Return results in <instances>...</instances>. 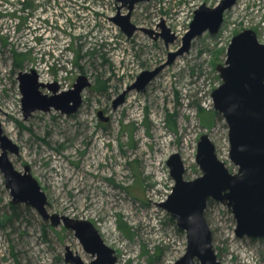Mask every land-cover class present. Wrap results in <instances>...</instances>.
Here are the masks:
<instances>
[{"label":"rangeland","instance_id":"374dc122","mask_svg":"<svg viewBox=\"0 0 264 264\" xmlns=\"http://www.w3.org/2000/svg\"><path fill=\"white\" fill-rule=\"evenodd\" d=\"M219 1L140 2L131 21L155 33L137 30L127 37L109 19L115 0H0V122L19 147L10 160L20 171L29 166L49 213L92 222L115 250V264H175L184 255L185 231L158 205L174 184L167 164L173 153L181 156L185 179L201 175L196 144L206 133L217 157L237 171L229 159L228 126L211 92L221 83L216 66L225 61L233 35L252 29L264 43V0H236L216 33L196 36L144 91L128 90L141 72L164 65L180 47L194 7ZM161 22L176 35L168 44L156 35ZM15 50L30 57L20 68L13 66ZM31 68L64 90L86 76L90 85L78 109L25 118L17 75ZM10 200L0 171V264H68L67 245L84 261L92 259L73 231L52 226L33 208L5 222ZM204 216L219 261L264 264V238L237 237L230 208L212 200Z\"/></svg>","mask_w":264,"mask_h":264},{"label":"water","instance_id":"95a60500","mask_svg":"<svg viewBox=\"0 0 264 264\" xmlns=\"http://www.w3.org/2000/svg\"><path fill=\"white\" fill-rule=\"evenodd\" d=\"M148 0H115L117 11L109 19L127 37L135 31H152L131 21L135 5ZM236 0H220L214 6L201 4L194 10L189 29L182 37L180 47L169 53L168 61L154 70H145L137 76L128 90L144 91L146 85L166 64L190 48L191 41L205 31L216 33L223 21L224 12ZM125 8V12L120 10ZM165 44L175 34L162 22ZM221 83L211 92L213 107L224 117L228 126L229 159L237 167L231 172L217 157L215 146L203 133L196 144L195 162L201 175L184 178V164L178 153L167 160L174 181L166 200L158 205L170 213L176 226L185 231L186 250L175 264H224L218 260L212 244V233L204 216L208 199L219 201L231 209L235 218L237 237H264V43L252 29H243L232 36L226 50V59L216 66ZM18 87L22 95V109L27 118L34 111L51 109L61 113H74L82 103V91L90 85L80 75L72 87L59 90L56 82H41L35 69L19 71ZM46 88L50 93L41 91ZM123 92L113 101V107L124 101ZM101 120L108 117L98 111ZM19 147L3 132L0 122V171L9 190L11 204L22 203L33 208L54 227L63 225L73 231L84 251L91 255L89 262L67 245L64 260L68 264H115V250L101 238L99 231L86 219L49 213L47 198L27 164L17 170L10 154H18Z\"/></svg>","mask_w":264,"mask_h":264},{"label":"trees","instance_id":"16d2710c","mask_svg":"<svg viewBox=\"0 0 264 264\" xmlns=\"http://www.w3.org/2000/svg\"><path fill=\"white\" fill-rule=\"evenodd\" d=\"M13 15L16 16L15 13H13ZM12 54H13V66L16 68H20L23 65L24 61L30 58L27 52H20V51L15 50V51H12ZM209 202H212V200L208 199L207 204ZM30 210H31V207L28 205L21 204V203H15V204L10 203L8 211L4 213V219H5L4 221L7 223L12 222L13 220L19 219L23 215H26L27 212ZM263 238L264 237H261L260 239H263Z\"/></svg>","mask_w":264,"mask_h":264},{"label":"flooded vegetation","instance_id":"af4514ba","mask_svg":"<svg viewBox=\"0 0 264 264\" xmlns=\"http://www.w3.org/2000/svg\"><path fill=\"white\" fill-rule=\"evenodd\" d=\"M136 5H137V4H136ZM136 5H135V6H136ZM205 5H206V4H205ZM115 6H116V10H117V3H116V2H115ZM134 9H135V7H134ZM134 9L132 10V13H133ZM120 11L123 13V12L126 11V9H125V8H122ZM131 17H132V14H131ZM163 23H164V22H163ZM159 26L162 28V22H161V24H160ZM139 31H142V30H139ZM150 31H152L151 34H154V33H155V32H154L153 30H151V29H150ZM135 32H136V31H135ZM145 33H146V32H145ZM162 33H163V30H162L161 33H157L156 35L162 37ZM148 34H150V33H148ZM173 34H174V33H173ZM163 39H164V38H163ZM174 39H176V37H175Z\"/></svg>","mask_w":264,"mask_h":264},{"label":"built area","instance_id":"2783aa9c","mask_svg":"<svg viewBox=\"0 0 264 264\" xmlns=\"http://www.w3.org/2000/svg\"><path fill=\"white\" fill-rule=\"evenodd\" d=\"M194 9H195V7H194ZM194 11V10H193ZM193 13V12H192ZM34 69V68H33ZM36 71V70H35ZM37 72V71H36ZM37 74H38V72H37ZM38 79H39V74H38ZM45 80V81H44ZM39 81H41V82H45V83H48V82H52V81H47L46 79H43L42 77H40V79H39ZM59 90H64V89H60V87H59Z\"/></svg>","mask_w":264,"mask_h":264},{"label":"bare ground","instance_id":"6f19581e","mask_svg":"<svg viewBox=\"0 0 264 264\" xmlns=\"http://www.w3.org/2000/svg\"><path fill=\"white\" fill-rule=\"evenodd\" d=\"M260 41V40H259Z\"/></svg>","mask_w":264,"mask_h":264}]
</instances>
